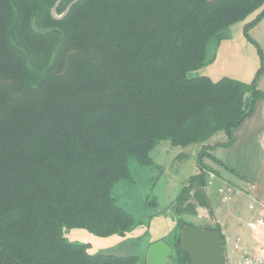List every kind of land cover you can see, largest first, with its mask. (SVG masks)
Segmentation results:
<instances>
[{"label":"trees","instance_id":"1","mask_svg":"<svg viewBox=\"0 0 264 264\" xmlns=\"http://www.w3.org/2000/svg\"><path fill=\"white\" fill-rule=\"evenodd\" d=\"M56 1L0 0V264H136L138 255H92L64 232L123 236L134 219L112 189L132 180L130 159L151 167L161 141L199 146V171L168 208L176 228L166 264H189L180 229L196 226L187 216L197 207L209 209L207 172L225 167L210 150L232 144L264 98L263 56L257 46L250 83L189 72L212 62L209 42L250 15L243 33L253 42L264 0H79L54 19ZM218 133L226 140L211 145Z\"/></svg>","mask_w":264,"mask_h":264},{"label":"crops","instance_id":"2","mask_svg":"<svg viewBox=\"0 0 264 264\" xmlns=\"http://www.w3.org/2000/svg\"><path fill=\"white\" fill-rule=\"evenodd\" d=\"M252 17L253 15L248 20ZM245 21L234 23L228 28L226 38L221 40L213 50L215 53L213 61L203 67L204 73L200 75H206L214 81L222 77H228L243 83H250L254 79L260 67L258 47L261 50L264 62V14L248 30L249 37L253 42L244 36L243 25ZM256 88L264 92V67L256 80ZM232 137L233 142L229 146L214 145L210 150V154L227 167L213 164L216 169L217 179L212 185H216V192L218 187L231 185L237 190V193L234 192L229 204L216 205L215 201L212 200V193L205 191L210 211L204 207H197L195 216H187V219L194 223L204 222L202 223L204 227L218 226L224 242L229 241L230 243L229 252H231V244L237 235L247 236L245 222L254 213L249 206L250 200L264 202V98L257 99L252 114L232 130ZM225 140V135L218 133L211 138L209 143L212 145L218 142L222 143ZM198 150L199 146L195 144L177 147L172 146L168 141H161L151 150L150 155L153 160L151 168H154L157 172L159 171V174L165 173L171 180L175 175L174 172L169 173L167 167L172 161L174 162V158L177 155L183 153L184 155L181 158H184V161L191 159L193 164L189 174L183 179L182 183H184V186L187 178L199 171L196 163ZM181 163L179 162V164ZM205 163L211 165L208 160H205ZM154 170L151 169L150 178L157 177V172ZM146 174L148 173L140 172L139 178L147 177L145 176ZM128 184L130 183H123V180L115 184L112 194L116 202L117 198L114 195V191L117 192V195L122 196V189L124 186H130ZM151 187H155L154 181ZM170 203H172V200ZM204 215L211 221L207 222L208 220L206 221ZM234 229H236V233H233ZM173 232L174 230H171L169 234ZM157 240L166 242L164 237ZM152 242H149L148 245ZM147 247L144 256L146 255ZM226 256L228 257L227 254Z\"/></svg>","mask_w":264,"mask_h":264},{"label":"rangeland","instance_id":"3","mask_svg":"<svg viewBox=\"0 0 264 264\" xmlns=\"http://www.w3.org/2000/svg\"><path fill=\"white\" fill-rule=\"evenodd\" d=\"M251 16L252 15L249 17ZM249 17L246 20H248ZM214 49L215 46L212 44V41L209 42V53H211ZM202 73H204L203 67L190 71L189 76H196ZM182 154L183 153L177 155L176 158H174V162L172 161V163L167 167L168 172H174L175 175L171 180L165 173L159 174V171L157 172L154 168L140 166L136 164L134 160H129L132 180H123V183H130L128 184L130 186L123 187L122 196L117 195V192L114 191V195L117 198V204L130 212L134 219L132 227L123 236L111 235L107 237H98L92 235L85 229L71 228L65 230L64 232L66 240L75 243L88 244L87 250L92 255L100 253L121 254L125 252L127 254L139 256V260L136 264H147L146 261H144V252L148 243L151 241L154 242V240L163 237L165 241L168 240V235H171L169 233L171 230H175L176 228L174 216L168 208L171 205L170 201H175L184 184L182 183L183 179L187 177V174H189L193 166L191 159L184 161V158H181ZM203 160H206V158ZM179 162L182 163L179 164ZM196 163L198 164L197 159ZM151 169L157 172L156 178L155 176L153 178L149 177ZM139 171L142 173L147 172L148 174L145 176L148 178H139ZM153 181L155 182V187H151ZM205 191L212 193L211 197L212 200L215 201L214 203L216 205L222 203L229 204V202H231L230 200L227 202L222 201L221 195L217 193L218 191L216 192V185H211L210 187L208 186V188H205ZM148 200L150 201L148 202ZM151 200H155L157 202L156 207L153 206V202ZM205 218L206 221L209 219L207 216ZM210 221L211 220H208L207 222ZM191 222L194 223L193 221ZM202 223L196 222L194 225L197 227L201 225L203 226L204 224ZM233 233H236V229L233 230ZM229 244V241H225L224 249L225 254L228 255L229 264H233L234 258H232V255L229 252Z\"/></svg>","mask_w":264,"mask_h":264},{"label":"water","instance_id":"4","mask_svg":"<svg viewBox=\"0 0 264 264\" xmlns=\"http://www.w3.org/2000/svg\"><path fill=\"white\" fill-rule=\"evenodd\" d=\"M62 0H57L50 10L54 19H62L70 8L79 0H72L65 10L57 15L56 7ZM180 246L187 253L189 264H227L224 240L220 231L203 229L189 224L179 232ZM171 255V247L163 240L152 242L146 251L147 264H166Z\"/></svg>","mask_w":264,"mask_h":264},{"label":"built area","instance_id":"5","mask_svg":"<svg viewBox=\"0 0 264 264\" xmlns=\"http://www.w3.org/2000/svg\"><path fill=\"white\" fill-rule=\"evenodd\" d=\"M207 175L208 180L205 188L210 187L217 179L216 174L212 171H208ZM217 191L224 202L231 200L234 192L237 193V190L231 185L218 187ZM249 206L254 213L246 222L247 236L237 235L230 247V254L234 258L233 264H264V202L250 200ZM228 260L227 257V264H229Z\"/></svg>","mask_w":264,"mask_h":264}]
</instances>
